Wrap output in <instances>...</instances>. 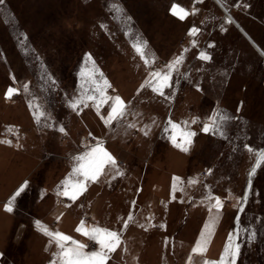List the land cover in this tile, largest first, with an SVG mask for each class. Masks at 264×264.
I'll list each match as a JSON object with an SVG mask.
<instances>
[{
	"label": "rangeland",
	"instance_id": "obj_1",
	"mask_svg": "<svg viewBox=\"0 0 264 264\" xmlns=\"http://www.w3.org/2000/svg\"><path fill=\"white\" fill-rule=\"evenodd\" d=\"M221 1L264 47V0ZM174 3L189 12L185 19L172 15ZM193 28L198 32L190 36ZM145 41L147 64L133 47ZM254 48L214 0H2L0 141L11 143H0V264H50L58 249L51 253L46 247L50 238L36 221L54 229L58 221L60 232L92 251L98 247L75 231L80 222L120 232L130 213L136 221L107 264L218 260L236 231L256 159L245 145L264 148V58ZM201 52L210 59H200ZM180 56L163 96L146 85L150 73L167 72ZM92 61L99 70L95 79L103 73L111 85L106 94L126 104L125 114L110 124L102 117L108 116L111 101L99 113L92 101L75 110L69 106L84 92L94 94L81 76ZM10 87L18 92L8 99ZM37 106L45 113L39 122L33 116ZM217 112L232 117L223 125L224 135L203 132ZM169 120L187 122L196 133L187 152L169 139ZM97 143L116 159L120 172L138 169L134 213L118 202L130 197L132 176L113 182L117 172L111 167L86 183L77 203L63 202L70 199L57 194L76 164L74 157ZM174 177L180 178L175 191ZM25 181L27 188L6 211ZM210 196L222 202L219 212H209L215 203ZM210 217L216 221L207 250L193 254ZM40 233L48 237L44 242ZM136 233L138 240H131ZM133 242L125 256L121 250ZM238 243L236 264H264V165L240 215Z\"/></svg>",
	"mask_w": 264,
	"mask_h": 264
},
{
	"label": "snow or ice",
	"instance_id": "obj_2",
	"mask_svg": "<svg viewBox=\"0 0 264 264\" xmlns=\"http://www.w3.org/2000/svg\"><path fill=\"white\" fill-rule=\"evenodd\" d=\"M2 2V0H0ZM172 15L177 16L179 19L183 20L189 15V12L183 7L173 4L170 9ZM130 19V18H129ZM198 32V29L193 28L189 35H195ZM194 43V42H193ZM135 51L141 56L142 59L145 60L147 64L149 61L145 56L144 49L147 47V42L136 43L133 45ZM200 59L208 60L210 57L204 53H200ZM86 60L91 61V56L88 55ZM183 60V57H177L174 61L167 65V72L156 71L150 73L152 77L151 80L146 82V85L151 87L154 92L163 96L164 89L171 87V74L172 71L175 70L176 66H178ZM154 62V61H153ZM99 70L95 67V62L92 61V68L85 73L84 70L81 71L82 77H87V81L92 85V90L94 94H87L84 92L81 94L80 98L72 101L69 106L75 110L78 105L84 104L87 106V101H92L96 110L99 113L100 106L103 104H107L111 101L110 111L108 116L102 117L106 124H110L113 120L121 118L125 114L126 104L119 96H108L106 94L107 88L111 87L106 79L103 78V73H99L100 80L97 81L95 79L96 74ZM54 83V82H53ZM83 87V86H82ZM25 92H27V85L24 87ZM18 92L16 88H8L6 92V98L10 99L14 94ZM30 108L33 105H29ZM33 116L37 120L40 121L41 117L45 116V113L39 110L38 106L33 111ZM232 117H230L226 113L217 112L209 117L208 122L204 123L202 127V131L205 133L215 132L220 135H224L223 125L230 121ZM192 123H196V120H193ZM172 134L169 139L171 140L174 147L180 149L183 152H187L192 143V138L196 135L195 132L189 131L187 129V122H184V126L180 124L174 123L171 120L168 121ZM61 132L64 131L63 128L59 129ZM169 129L166 128L165 131ZM0 143H11V141L2 140ZM248 152L253 153L256 157L255 163L252 166L249 172V187H251V178L257 172V169L261 168L264 165V148L261 149H253L251 146L245 145ZM76 161L75 166L72 169V172L69 174V177L66 178L63 182V191H59L58 195L67 196L69 199L75 201L79 195H81L84 191L87 190L86 182L93 181L95 182L100 175H102L105 171L106 167H111L116 169L118 175H122L120 172L116 159L106 150L103 146L97 143L94 147H91L88 151L84 152L82 155L74 157ZM180 178H173V191L177 189L178 182ZM27 188V181L22 184L17 191L14 193L12 198L9 200L8 204L5 206V210L11 212L12 211V202L15 201L17 197H19ZM210 200L214 199L215 203L212 204L209 208V212L212 211L213 208L219 212L222 207V202L218 197H209ZM244 200L247 199L245 195L243 197ZM243 211V208L240 209ZM132 219L131 216L128 218ZM216 217H210V222L205 224L204 230L201 231L199 238L195 242L194 247L192 248L193 254L203 255L207 250L208 238L212 234V228L215 225ZM38 229L49 239V247L53 244L58 249L57 252L53 253L54 259L50 261V264H107V260L109 259V254L114 252L122 243L120 238V233L117 231H113L107 228H103L100 226H92L90 228L85 227V222L82 220L80 224L77 226L75 231L77 233L82 234L87 237L89 240L94 241L96 245H98L97 250L85 251L87 247L85 244L73 239L71 236H68L58 230H49L46 226L42 225L39 221H36ZM127 227V223L124 225ZM255 236V233L250 234V239ZM239 239V230L237 229L235 232L230 233L225 243L223 252L218 260L203 261V264H236V261L240 254V243H238ZM188 264H192L191 257L189 258Z\"/></svg>",
	"mask_w": 264,
	"mask_h": 264
},
{
	"label": "crops",
	"instance_id": "obj_3",
	"mask_svg": "<svg viewBox=\"0 0 264 264\" xmlns=\"http://www.w3.org/2000/svg\"><path fill=\"white\" fill-rule=\"evenodd\" d=\"M214 2H215V1H214ZM222 3H223V2H222ZM65 173H66V172L64 171V172L62 173V175L65 174ZM122 173H123L122 176L116 174V175L112 178L113 182H118V180L124 181V179H125V178H128L129 175L132 176V180H133V181H132V187H130V189H131V195H130V197L127 198V199H118V202H119V203L126 204L124 209H125L126 211H128V212H131V206H132V208H133V210H134L133 213H134L135 210H136V203H135V200H134V196H135V194L137 193V181L140 179V173H139L138 169H127V171H123ZM62 175H61V176H62ZM86 183H88V181H87ZM107 185L110 186V184H107ZM116 188L119 189L118 186H116V187L113 188V189H116ZM75 203H77V199H76L75 201H73V200H71V199L69 200V204H70V205H73V204H75ZM130 216L132 217V219L129 220V222L127 223V227H124V229L122 228V230L119 232V233H120V236H121V238H122V240H121V241H122V244H123L124 238L126 237L128 231L130 230V228L132 227V225H134V222L136 221V218H137L136 214H131V213H130ZM85 219H86V218H85ZM85 221H86V220H85ZM56 223H57V226H56L57 229L52 228L50 224H46V225H47V227L50 228V229L58 230V231H59V229H61V228H60V224H59L58 221H56ZM123 225H125V222H122L121 226H123ZM25 228H26V225H25L24 228H22V229H25ZM104 228H107V227H104ZM108 228H109V227H108ZM108 228H107V229H108ZM125 230H127L126 233H125ZM23 231H24V230H20V231L17 233L19 239H22L21 237H22V235H23ZM136 232H138V231H136ZM40 234H41V233H40ZM41 236H42V239H43V240H41V237H40V240L43 241V242H44V240H45L46 238H48V237H46V236H43L42 234H41ZM129 238H130L131 240L137 241V240H138V233H136V236H132V237H129ZM88 241H90V242H92V243L95 244L94 241H91V240H88ZM44 243L46 244V247H47V248L51 251V253H52V250H53V248H55V245L53 244L51 247H49V240H47V241L44 242ZM95 245H96V244H95ZM133 245H134V242H133L132 244H130L129 246H128V245H125L124 249H122L121 252H122L123 254H125V256H127L129 247H131V249H132ZM96 247H98V245H96ZM96 247H94V248H96ZM94 248H93V249H94ZM118 250H119V247H118L113 253H117ZM50 251H48V252L50 253ZM112 261H113V260H112ZM167 264H168V262H167Z\"/></svg>",
	"mask_w": 264,
	"mask_h": 264
},
{
	"label": "water",
	"instance_id": "obj_4",
	"mask_svg": "<svg viewBox=\"0 0 264 264\" xmlns=\"http://www.w3.org/2000/svg\"><path fill=\"white\" fill-rule=\"evenodd\" d=\"M219 6H220V8L224 11V17L227 19L228 18V20H229V18L231 19V22H233L239 29H240V31L250 40V42L251 43H253L254 45H256L255 44V42L252 40V38L249 36V34L242 28V26L239 24V22L237 21V20H235V18L233 17V15L231 14V12L226 8V6L222 3V1L221 0H214ZM246 195V194H245ZM244 195V196H245ZM249 196H250V194L247 196V199L246 200H244L243 199V203H242V205H241V208H243V210H244V208H245V206H246V204H247V201H248V199H249ZM243 212V211H242ZM241 211H240V213L239 214H241L242 213ZM240 223V222H239ZM239 230V225L238 226H236V230ZM238 242V241H237ZM238 260V259H237Z\"/></svg>",
	"mask_w": 264,
	"mask_h": 264
},
{
	"label": "bare ground",
	"instance_id": "obj_5",
	"mask_svg": "<svg viewBox=\"0 0 264 264\" xmlns=\"http://www.w3.org/2000/svg\"><path fill=\"white\" fill-rule=\"evenodd\" d=\"M216 3V2H215ZM217 4V3H216ZM218 5V4H217ZM219 6V5H218ZM220 7V6H219ZM234 17V16H233ZM235 18V17H234ZM228 19V18H227ZM235 20H237V19H235ZM229 21H231V19L229 18ZM238 21V20H237ZM232 23V22H231ZM240 24V23H239ZM241 25V24H240ZM242 26V25H241ZM242 28L249 34V36L252 38V40L255 42V44L256 45H254L253 43H251L252 44V46L253 47H255L254 49L264 58V47H262L257 41H256V39L242 26ZM240 30V29H239ZM246 37V36H245ZM247 38V37H246ZM248 39V38H247ZM249 40V39H248ZM250 41V40H249ZM192 75V74H191ZM260 170V168L259 169H257V172H256V174L258 173V171ZM256 174L254 175V176H252V178H251V187H249V183H247V188H246V192H245V194H246V196H248L250 193H251V191H252V187H253V184H254V182H255V176H256ZM249 180V179H248ZM240 209H241V207H240ZM240 209H239V213H240ZM240 215L241 214H238V217H237V226L240 224L239 222H240ZM236 263H237V261H236Z\"/></svg>",
	"mask_w": 264,
	"mask_h": 264
},
{
	"label": "built area",
	"instance_id": "obj_6",
	"mask_svg": "<svg viewBox=\"0 0 264 264\" xmlns=\"http://www.w3.org/2000/svg\"><path fill=\"white\" fill-rule=\"evenodd\" d=\"M62 201H63V202H67V201H69V200H68L67 198H63ZM53 225H54V226H57L56 221L53 222ZM89 246H91L92 248L95 247V246H94V243H92V242L89 243Z\"/></svg>",
	"mask_w": 264,
	"mask_h": 264
}]
</instances>
